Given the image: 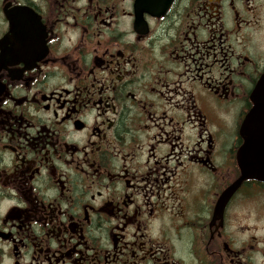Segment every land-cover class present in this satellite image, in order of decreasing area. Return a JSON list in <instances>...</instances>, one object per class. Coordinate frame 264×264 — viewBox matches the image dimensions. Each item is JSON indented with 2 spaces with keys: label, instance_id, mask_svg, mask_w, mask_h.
I'll list each match as a JSON object with an SVG mask.
<instances>
[{
  "label": "flooded vegetation",
  "instance_id": "flooded-vegetation-1",
  "mask_svg": "<svg viewBox=\"0 0 264 264\" xmlns=\"http://www.w3.org/2000/svg\"><path fill=\"white\" fill-rule=\"evenodd\" d=\"M0 0V264H264V0Z\"/></svg>",
  "mask_w": 264,
  "mask_h": 264
},
{
  "label": "water",
  "instance_id": "water-1",
  "mask_svg": "<svg viewBox=\"0 0 264 264\" xmlns=\"http://www.w3.org/2000/svg\"><path fill=\"white\" fill-rule=\"evenodd\" d=\"M172 0L169 1L168 6ZM253 109L250 112L247 121L250 124L260 125L262 133L255 136V138L263 144L258 148L252 150L253 158L246 165L242 166V170L251 177L253 172L260 174L259 178H264V74L260 78L253 94H252Z\"/></svg>",
  "mask_w": 264,
  "mask_h": 264
}]
</instances>
